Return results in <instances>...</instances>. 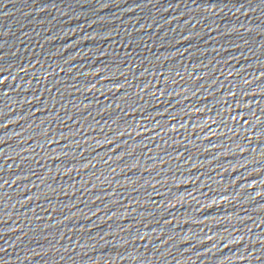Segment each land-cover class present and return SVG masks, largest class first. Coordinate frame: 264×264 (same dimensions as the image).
<instances>
[{
	"label": "water",
	"instance_id": "1",
	"mask_svg": "<svg viewBox=\"0 0 264 264\" xmlns=\"http://www.w3.org/2000/svg\"><path fill=\"white\" fill-rule=\"evenodd\" d=\"M0 264H264V0H0Z\"/></svg>",
	"mask_w": 264,
	"mask_h": 264
}]
</instances>
